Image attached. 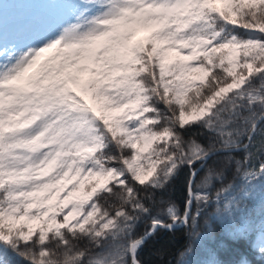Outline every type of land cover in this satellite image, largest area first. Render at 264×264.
Masks as SVG:
<instances>
[{"label": "snow or ice", "instance_id": "snow-or-ice-1", "mask_svg": "<svg viewBox=\"0 0 264 264\" xmlns=\"http://www.w3.org/2000/svg\"><path fill=\"white\" fill-rule=\"evenodd\" d=\"M27 2L23 22L0 12V264H143L158 230L201 243L213 205L243 238L264 188V0ZM221 155L240 185L213 192ZM181 178L166 222L157 195Z\"/></svg>", "mask_w": 264, "mask_h": 264}, {"label": "trees", "instance_id": "trees-1", "mask_svg": "<svg viewBox=\"0 0 264 264\" xmlns=\"http://www.w3.org/2000/svg\"><path fill=\"white\" fill-rule=\"evenodd\" d=\"M28 4L33 10L41 7L37 3L27 2V0H0V12L3 13L5 20L8 15L15 16ZM256 86L259 87V82ZM257 146H259V137H257ZM235 155L242 157L243 153H236ZM215 159L226 168V174L223 185L217 184L213 192L221 187H227L229 184L239 186V174L235 171V165H224L223 155ZM261 162H264V154L253 149L252 164L258 167ZM202 175L203 173H201ZM184 199V179L181 178L178 182L170 185L162 195H157V207L154 214H159L161 219L169 222L162 211L165 203L172 201L182 211ZM195 207L193 205L194 209ZM241 207L244 209V224L241 228V232L245 233L243 238L235 236L232 225L226 219L217 217L216 207L213 205L207 209H201L202 215L199 218L197 232L206 236L201 243L197 244L192 236L180 228L171 232L158 230L140 252L143 264H178L181 260L179 253L189 246L193 248L194 252L189 258L196 261L197 264H202L203 261L210 259L229 264L232 261H239L241 257H246L251 264H264V260L258 255V249L253 246L256 236L262 231L264 225V188L257 186L256 198L244 202ZM149 223L150 219L143 220L137 228V234L143 233L148 228ZM155 251L157 252L154 254Z\"/></svg>", "mask_w": 264, "mask_h": 264}, {"label": "rangeland", "instance_id": "rangeland-1", "mask_svg": "<svg viewBox=\"0 0 264 264\" xmlns=\"http://www.w3.org/2000/svg\"><path fill=\"white\" fill-rule=\"evenodd\" d=\"M27 12H28V9H25L22 12H20L17 16L7 18L5 20V24H9V23H11L13 21H15V22H23V20L25 18V14ZM262 243H264V228H263V231L257 236V238L255 240V243H254V247H256L257 249H259V247L261 246ZM157 251H155L154 254Z\"/></svg>", "mask_w": 264, "mask_h": 264}]
</instances>
